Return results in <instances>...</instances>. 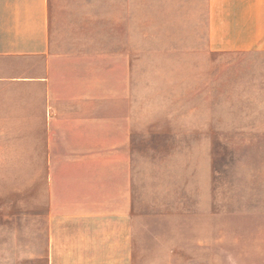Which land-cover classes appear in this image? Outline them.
I'll return each instance as SVG.
<instances>
[{
	"label": "crops",
	"instance_id": "crops-1",
	"mask_svg": "<svg viewBox=\"0 0 264 264\" xmlns=\"http://www.w3.org/2000/svg\"><path fill=\"white\" fill-rule=\"evenodd\" d=\"M183 1L207 51L264 50V0ZM50 11L0 0V264H175L136 207L128 49H61ZM244 213L185 209L184 264H264V225L228 221Z\"/></svg>",
	"mask_w": 264,
	"mask_h": 264
},
{
	"label": "rangeland",
	"instance_id": "rangeland-1",
	"mask_svg": "<svg viewBox=\"0 0 264 264\" xmlns=\"http://www.w3.org/2000/svg\"><path fill=\"white\" fill-rule=\"evenodd\" d=\"M183 6V0H50L61 49L103 50L119 45V36L128 49L138 124L131 146L143 150L135 156L136 207L145 226L160 230L144 236L145 246L175 243V264H184L185 209L250 212L227 218L241 227L264 225V50L207 51L195 27L201 14L189 17ZM143 253L150 264L164 258L163 250Z\"/></svg>",
	"mask_w": 264,
	"mask_h": 264
}]
</instances>
